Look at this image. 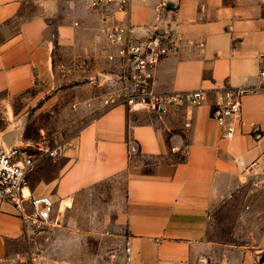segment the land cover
Returning <instances> with one entry per match:
<instances>
[{
	"label": "crops",
	"instance_id": "0c3cea01",
	"mask_svg": "<svg viewBox=\"0 0 264 264\" xmlns=\"http://www.w3.org/2000/svg\"><path fill=\"white\" fill-rule=\"evenodd\" d=\"M114 25L143 38L174 34L179 51L155 68L151 90H202L206 101L165 116L102 106L97 91L119 71L106 61L110 47L102 32ZM61 68L67 73L59 77ZM261 68L264 0H133L123 8L0 0V122L12 100L36 86L72 81L73 73L91 91L80 108L77 124L83 125L44 145L60 151L35 166L23 190L52 200L56 226L28 238L14 209L0 202V263L60 231L75 259V243L84 242V228H93L89 237L101 244L99 256L120 264H264V220L244 245H221L207 236L214 212L238 197H256V210L264 213V90L243 97L231 140L221 139L211 118L219 92L259 86ZM8 129L0 123V148ZM105 191L118 201L114 219L87 218L85 206Z\"/></svg>",
	"mask_w": 264,
	"mask_h": 264
},
{
	"label": "built area",
	"instance_id": "2783aa9c",
	"mask_svg": "<svg viewBox=\"0 0 264 264\" xmlns=\"http://www.w3.org/2000/svg\"><path fill=\"white\" fill-rule=\"evenodd\" d=\"M75 1V0H74ZM91 8L116 3L120 8L133 0H82ZM110 49L106 61L118 67V74L109 79L107 92L101 96L106 108L124 105L132 111H146L165 116L182 106H197L206 101L202 90L184 93L158 94L151 90L153 72L167 56L179 51L172 33H154L139 37L133 28L114 25L102 30ZM257 87L226 88L219 92L211 118L221 132V139L229 141L235 135V122L241 114L242 99L249 93L264 90V68L259 72ZM188 127V124H185ZM58 146H11L0 148V202L9 204L21 221L28 238L49 232L56 226L54 203L49 197L24 196L28 174L46 158L56 156ZM241 163V162H240ZM255 164H251L254 166Z\"/></svg>",
	"mask_w": 264,
	"mask_h": 264
},
{
	"label": "rangeland",
	"instance_id": "374dc122",
	"mask_svg": "<svg viewBox=\"0 0 264 264\" xmlns=\"http://www.w3.org/2000/svg\"><path fill=\"white\" fill-rule=\"evenodd\" d=\"M66 68L58 70L59 77L67 73ZM71 71L68 70V72ZM72 81L59 79L55 85L36 86L25 96L10 102V113L7 119L1 120L2 127H8V132L18 133L19 144L14 146L23 147L26 145H52L57 141L63 140L72 131V127L77 128L83 122L77 124L82 116L81 106L86 102L87 96L91 91L83 88V80L73 73ZM107 86L100 87L97 93L104 95ZM73 91L74 96L68 92ZM51 96L57 99L51 101ZM78 100H75V97ZM76 123V124H75ZM90 206H85L86 217L100 220L105 216L114 219L118 212V201L115 194L105 191L102 194L93 196ZM256 197L246 200L243 197L225 203L211 218V227L208 233L210 239L216 240L219 244L244 245L257 225H261L264 220V213L257 212ZM82 215V214H81ZM81 217V216H80ZM58 226H61L58 223ZM84 228L87 237L84 242L75 243L78 251L77 257L71 256V247L66 242V232L60 231L58 234L47 236L40 240L38 247L32 252L27 248L22 257L8 259L0 264H120L118 258L103 259L99 256L100 243L91 238L90 230ZM117 232V231H116ZM32 253L37 255L34 260ZM88 254L90 259L82 257ZM40 258H39V257Z\"/></svg>",
	"mask_w": 264,
	"mask_h": 264
},
{
	"label": "water",
	"instance_id": "95a60500",
	"mask_svg": "<svg viewBox=\"0 0 264 264\" xmlns=\"http://www.w3.org/2000/svg\"><path fill=\"white\" fill-rule=\"evenodd\" d=\"M105 80H106V78L104 76L99 77L100 83L104 82ZM14 136H15V131L8 132L5 134V136L3 138V142H4L6 147H11L12 139L14 138Z\"/></svg>",
	"mask_w": 264,
	"mask_h": 264
}]
</instances>
